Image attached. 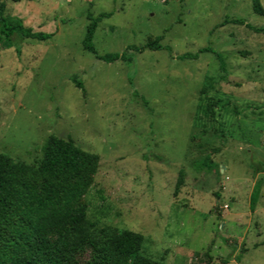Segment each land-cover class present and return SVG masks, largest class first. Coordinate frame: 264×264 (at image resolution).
Listing matches in <instances>:
<instances>
[{
    "label": "rangeland",
    "instance_id": "374dc122",
    "mask_svg": "<svg viewBox=\"0 0 264 264\" xmlns=\"http://www.w3.org/2000/svg\"><path fill=\"white\" fill-rule=\"evenodd\" d=\"M1 4L8 22L53 34L0 42L2 154L38 166L51 136H71L100 158L77 203L96 234H140L162 263L264 264V33L234 21L264 28L255 0ZM91 17L99 54L130 62L84 48ZM157 38L162 49H134ZM95 252L84 243L72 263Z\"/></svg>",
    "mask_w": 264,
    "mask_h": 264
},
{
    "label": "trees",
    "instance_id": "16d2710c",
    "mask_svg": "<svg viewBox=\"0 0 264 264\" xmlns=\"http://www.w3.org/2000/svg\"><path fill=\"white\" fill-rule=\"evenodd\" d=\"M0 5V42L6 39L10 46L20 47L15 41V29L20 28L30 38L45 40L51 33H32L21 23H10ZM254 10L264 15V8L255 0ZM235 23L246 25L264 33L263 27H255L243 19ZM99 19L91 17V23L83 40L86 50L97 58L114 62H130L126 52L99 54L93 38ZM160 38L142 47L138 52L162 49ZM213 51L209 47L199 52ZM184 54L181 58L197 57ZM75 85L84 88L82 81L72 78ZM99 155L78 146L73 137L66 139L51 136L43 146V156L38 166L16 160L0 152V264H73L72 258L84 243L96 248L92 260L84 264H168L151 260L140 251V234L108 227L98 235L86 218L85 207L77 203L86 193L89 177L99 166ZM256 185L251 200L259 198ZM254 207V206H253ZM69 226V227H68ZM66 230L57 239L47 233L54 229ZM228 260H225V263Z\"/></svg>",
    "mask_w": 264,
    "mask_h": 264
}]
</instances>
